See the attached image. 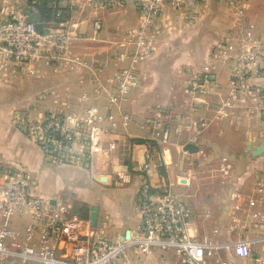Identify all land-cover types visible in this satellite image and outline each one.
Segmentation results:
<instances>
[{
  "label": "crops",
  "instance_id": "obj_1",
  "mask_svg": "<svg viewBox=\"0 0 264 264\" xmlns=\"http://www.w3.org/2000/svg\"><path fill=\"white\" fill-rule=\"evenodd\" d=\"M91 2H59L69 10L65 24L72 32L71 57L48 63L41 56L23 67L0 63V191L5 170L22 169L33 180V193L59 213L77 215L75 202L89 204L83 233L102 224L116 243L139 227L137 193L148 184L156 192L155 202L171 195L187 203L188 234L214 250L208 264H262L264 155H253V151L264 140V62L234 98L231 75L244 46L264 45V0H249L244 16L223 0H203L193 19L168 10L163 32L153 42L156 52L137 65V77L121 105L130 121L125 126L119 115L114 127L104 123V149L92 169L55 162L16 120L17 113L34 122L57 110L72 117L83 114L85 108L102 115L117 111V107L108 108L109 93L94 92L87 72L74 57L111 61L108 43L91 39L94 20L102 19L101 37L110 42L137 26L138 13L134 0H124L116 11L99 12ZM27 10V0H0V22L15 11ZM230 98L235 105L227 116L221 115L219 107ZM157 110L181 129L167 145L153 142L152 128L144 123ZM178 119L185 123L203 119L207 125L199 131L187 130L176 123ZM194 135L198 151L192 153L185 147ZM147 161L152 166L146 172ZM30 223L29 215L14 216L10 226L22 234L9 242H26L24 230ZM39 237L36 231L34 241ZM240 243H248L251 256L236 253ZM70 250L67 246L62 253ZM0 264L9 261L0 259ZM123 264L182 263L173 250L155 249L146 255L130 250Z\"/></svg>",
  "mask_w": 264,
  "mask_h": 264
},
{
  "label": "built area",
  "instance_id": "obj_2",
  "mask_svg": "<svg viewBox=\"0 0 264 264\" xmlns=\"http://www.w3.org/2000/svg\"><path fill=\"white\" fill-rule=\"evenodd\" d=\"M202 1L134 0L138 13L137 26L125 30L122 36L110 42L101 37L102 19L94 20L91 39L108 43L111 61H102L95 56L92 59L75 56L74 62L87 72L95 93H109L108 108L117 107V111L102 115L94 109L85 108L83 114L72 117L57 110L34 122L26 114L17 113L18 126L55 162L92 169L104 149L102 135L107 131L104 123L108 121L114 127L119 115L125 126L130 121L128 114L121 110V105L127 100L137 77V65L156 52L153 42L163 32V19L167 11L180 12L185 18L193 19L197 13L196 7ZM223 1L238 15H245L249 0ZM123 3L124 0H92L90 5L98 12L116 11ZM46 28L49 31L38 32L35 22L28 19L25 11H15L1 21L0 63L23 67L41 56L48 63L71 57L72 32L65 21ZM244 48L231 75L233 98L242 91L250 73L258 70L264 62V45L254 44ZM81 82H85L84 77ZM233 98L219 107L221 115H228V111L235 105ZM144 123L152 128L151 139L157 145L169 144L172 134L181 131L179 126L173 127V123L161 110L146 116ZM176 123L184 125L187 130L197 128L198 131L207 125L203 119L191 123L178 119ZM197 141L194 135L187 144H197ZM151 166V161H147L143 171H149ZM2 179L0 259L9 261V264H123L130 250L146 255L155 249L173 250L182 264H208L209 257L214 254V250L207 249V243L188 234L187 225L191 213L187 203L171 195L163 202H155L156 192L148 184H143L137 193V210L141 216L139 227L130 233L128 239L124 237L115 243L105 234L104 225L93 227L89 233L84 234V220L81 217L61 214L49 201L35 195L32 190L33 180L26 171L9 168L5 170ZM18 214L29 215L32 223L24 230L26 242L11 243L9 240H16L22 234L10 226L11 219ZM36 231L40 233L38 242L34 241ZM67 246L71 250L62 253ZM235 251L242 257L252 254L248 243H240Z\"/></svg>",
  "mask_w": 264,
  "mask_h": 264
},
{
  "label": "trees",
  "instance_id": "obj_3",
  "mask_svg": "<svg viewBox=\"0 0 264 264\" xmlns=\"http://www.w3.org/2000/svg\"><path fill=\"white\" fill-rule=\"evenodd\" d=\"M60 0H27L28 8L38 16L45 27L55 26L69 17V10L59 5ZM144 142L143 140H137ZM74 212L82 219H89L91 207L85 202L74 203Z\"/></svg>",
  "mask_w": 264,
  "mask_h": 264
},
{
  "label": "water",
  "instance_id": "obj_4",
  "mask_svg": "<svg viewBox=\"0 0 264 264\" xmlns=\"http://www.w3.org/2000/svg\"><path fill=\"white\" fill-rule=\"evenodd\" d=\"M26 14L28 16V19L32 22H35V26L38 32L42 33L44 31H49V29H45L43 23H41L38 20V16L37 14L33 13L31 10H27ZM186 150H189L190 152H197L198 151V147L195 144H188L185 147ZM253 155L259 156V155H264V140L262 141L261 145H259L257 147V149H255L253 151ZM97 221V216L94 215L93 219H92V224L95 225ZM130 235V231L127 232V235L125 236L127 239L129 238Z\"/></svg>",
  "mask_w": 264,
  "mask_h": 264
}]
</instances>
